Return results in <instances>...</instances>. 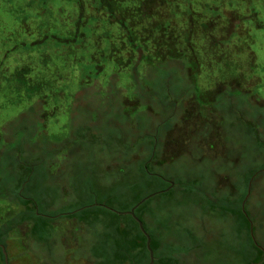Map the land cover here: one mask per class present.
I'll list each match as a JSON object with an SVG mask.
<instances>
[{
	"label": "rangeland",
	"instance_id": "374dc122",
	"mask_svg": "<svg viewBox=\"0 0 264 264\" xmlns=\"http://www.w3.org/2000/svg\"><path fill=\"white\" fill-rule=\"evenodd\" d=\"M55 1L51 8L42 5L45 10L41 15L43 18L35 20L30 32L28 30L24 33L14 30L19 26L17 19L23 16L15 12L20 7L22 10H28L26 14H34L28 9L27 2L13 0L11 4L0 5V39L6 41V38H9L7 44L16 38L29 42L39 37L35 34L36 27L41 30V35L46 32L49 24H52V30L59 36L69 37L68 31L73 29L72 21L75 20L76 12L71 7L65 8L60 4V0ZM199 5L200 3H196L193 6L192 14L198 22H215L217 27L214 34L218 39L220 36H229L226 34V28L228 21L235 19V13L246 11L243 5L235 4L234 7H229L224 4L220 8V14L211 19L210 13L204 12ZM51 13L56 16V20L46 19ZM242 19V15H238L232 27L237 28ZM86 20L89 21V15ZM41 21L44 24H41ZM85 25L87 28H83V34L79 37L81 44L78 46L81 47L78 51L68 52L62 44L53 51L49 49V45L33 46L28 50L20 47L0 59L3 71L0 74V226L14 218L22 209L21 206L13 204L9 197L14 195L10 186L16 181L17 165L32 169L30 178L22 189V195L33 198L39 205L40 213L53 219L52 228L48 232L52 235L50 244L33 240L27 232V223L13 227L6 235L5 245L0 244L4 256L0 259V264H93L89 259V244L96 241L97 231L101 230V226L96 224L94 228L89 229L75 221L66 222L59 214L73 212L83 204L87 208L83 212L76 211L77 218L89 216V208L92 205L106 202L107 190L119 195L117 201L107 208L124 213L128 210H121L130 206L138 194L151 195L158 192L155 190L168 185L167 190L177 182V176L187 179V186L192 189L198 190L202 187L203 191L199 193L204 199V206L212 207V210L211 213L203 214L195 208V213L189 219L183 216L181 221L175 223V231L179 230L180 223L182 227L188 228L189 232L179 233L180 237L173 234L169 238V246L174 256L180 258V264H242L240 250H250V238L259 246H264V171H261L260 177L258 175L255 180L253 177L249 182L245 180L248 176L247 167L257 162L258 152L254 148L252 130L244 132L245 121L257 120L254 116L256 113L264 115V53L260 55L263 60L254 66L251 62L255 60L251 54L255 44L250 38L241 37L244 46L240 53L227 47V37L219 39L223 51L236 55L235 59L238 58L241 63H232L225 69H202L211 71L218 79L239 70L246 79L228 84L246 92L214 88L211 76L208 77L207 74L204 79L202 72L199 79H202L200 85L204 94L199 101L194 99L193 93L190 96L185 94V100H174L180 92L184 94L189 91L192 84L188 86L180 80L186 76L185 70H182L181 75H178V71L177 78L172 77L174 67L171 65V59L167 55L161 57L152 70H147V78L142 79V76L137 75L142 85L140 87L146 91L154 85L156 91L157 84L161 83V92L164 94L167 91L173 102L178 105L174 106L168 101L163 103L153 95L149 101L146 98L139 99L141 104L136 112L133 108L137 107L139 100L126 101V107L121 101L125 91L122 86L128 79L127 74L111 77L107 70L105 75H101L99 73L102 69L96 71V68L85 66L94 65L92 59L99 51L96 44L89 43L92 42L89 40V26ZM7 32L12 34L8 36ZM253 35L254 41L256 39L262 44L261 51H264V34L258 31ZM111 39L113 38L106 37V42ZM2 51H5V47H0V52ZM100 64L103 66V63ZM16 72H19L18 77L25 80L29 87L38 88L33 96H28L25 86L12 76ZM85 72L89 73L86 80L81 76L87 75ZM111 86H115L113 94L117 99L114 101L108 91ZM79 90L86 98L89 97V102H100L101 120L92 119L95 114L92 108L90 110L93 111H89L88 115L84 112L78 113L83 106L86 107V102L72 98ZM150 94L153 93H148L147 96ZM254 103L260 105L256 106ZM115 109L122 112L117 115L118 119H114L115 125H108L109 113ZM150 109L154 111V124L164 121L162 126L159 125L158 131L156 127L154 131L151 130L152 137L150 134L147 136V128L152 121ZM123 110H128L129 115ZM172 113H175V116ZM79 115H83L80 120L77 119ZM126 120L130 130L131 123L136 122L134 131L127 130L128 125L123 126ZM83 121H87L88 127L91 125L96 134H124L121 136V146L116 145L117 139H114V145L108 148L103 144V136L98 140L99 145L97 141H87L88 139L86 143L85 140L78 141L76 137L79 132L83 133ZM253 123L257 128L264 127V119ZM22 126L26 127L27 132ZM85 136H89V132ZM66 139H70L73 145L71 153H66L67 150L63 148L54 155L48 154L49 150L59 149L62 141ZM74 145L76 149L73 148ZM131 146L134 147L128 148ZM155 152L156 159L149 169L159 178L141 171L143 162H150V156ZM262 154L264 161V150ZM255 165L258 170L264 168L262 162ZM221 174L228 177L223 179ZM93 175L95 177L91 178ZM55 176L58 177L59 183L54 179ZM147 179H153L154 186L141 187V183ZM96 182L101 184L98 192L92 188ZM216 183L233 194L238 191L240 193L230 197L226 191L217 192ZM134 184H139L140 191L131 188ZM238 194H245L242 204L247 199L245 209L249 214L245 216L250 223L248 232L241 222L243 228L240 235L239 225L230 213L232 207L239 206ZM78 195L86 196L84 202L77 204ZM51 197H54L56 204L47 209V201L51 200ZM160 199H163V196L153 199L152 202ZM223 211L226 212L222 213ZM46 232L44 231L45 238L48 237ZM243 240L245 243L240 245L239 241Z\"/></svg>",
	"mask_w": 264,
	"mask_h": 264
},
{
	"label": "trees",
	"instance_id": "16d2710c",
	"mask_svg": "<svg viewBox=\"0 0 264 264\" xmlns=\"http://www.w3.org/2000/svg\"><path fill=\"white\" fill-rule=\"evenodd\" d=\"M22 1L23 3L27 2V7H29L28 9L34 12V14H26V11L28 10H22L20 7L19 10L15 12L17 15L20 13L23 15L21 19H17L19 26L14 29L19 30L22 33L28 30L30 32L31 25L34 24V21L41 20V18H43L41 15H43L45 10L42 8V5H46L47 7L51 8V4L56 2L55 0ZM60 1V4H62L65 8L68 9L71 7V9L75 10L76 12L75 20L72 21L73 29L68 31L70 33L69 37H62L56 34L55 31L52 30V24H49L46 32L41 35V30H38L36 27L35 34L39 37L32 39L29 42L21 41L18 40L19 38H16L7 44L9 38H6V41L5 39H0V47H5V51L0 52V59L20 47L28 50L32 49L31 47L33 46L41 45H49V49L53 51L58 49L59 44H62L61 46H63L68 52H75L81 47V45L80 47L78 46V44H81L79 37L81 34H83V28H87L85 25L87 24L89 26V40H92V42L89 43L96 44L99 48V51H97V56H95L96 58L94 57L92 59L94 65L86 64L85 66L96 68V71L97 69L99 71L102 69V72L99 73L101 75H105L106 70L109 71L110 76L114 75V77L115 75L119 74L128 75L127 81H124V85L122 86L123 90H125L121 97L123 106L126 101L131 99L138 101L139 99L141 100L142 98H146V100L149 101L150 97L153 95L157 96V99L162 100L163 103H167L168 101V103L171 102V104H174V106L176 105V102H173L174 100H177L178 98L179 100H185L184 98L187 95L190 96L191 93L194 94V99L199 101L201 99V95L204 94L202 91L203 88L200 85L202 79H199L202 72H204V79L207 74H209L208 77L211 76V81L214 88H228L231 90L238 89L241 92H246L239 88H232V86L228 84L239 83L241 80L246 79L245 75L239 70L237 71L238 74L231 73L230 75H223L220 79H218L211 71L206 72L202 69V67H205L208 70H213L215 68L225 69L232 63L235 65H239L241 63L238 58L235 59L236 55L223 51V47L221 44L219 45V39L222 38L225 39L227 37V47L232 48V51L236 53H240L241 49L243 51L244 43L242 42L241 37L244 36L250 38L255 44L252 47L253 52L251 54V56H254L255 61H252L251 63L256 66L263 60V58L260 57V55L264 53V51H261L262 44H260L256 39L254 41L253 37L255 36L253 34H256L258 31H261V33L264 34V0ZM12 2L13 0H0V5H8ZM196 3H200L199 6L202 7L204 12L207 14L210 13L211 19H213L214 16L220 14V8L224 4L229 7H234L235 4L243 5V7L246 8V11L235 13V19L238 15H242L243 19L237 24V28L232 27L234 24L233 21L235 19H233V21H228L226 34L229 36H220L218 39L215 38L217 35L214 34L217 27L215 22H198L197 18L192 14V8ZM87 15H89L88 22L86 20ZM46 19L50 21L56 20L57 18L51 13ZM41 24L44 23L41 21ZM12 32H7L6 35L9 36L12 34ZM106 37H112L113 39L106 42ZM166 55L169 56L171 59V65L174 67L171 72V76L177 78V72L180 71L178 75H181L182 70H185L186 76L183 80H180L188 86L189 84H192V87L189 88V91L185 92L184 94H181L180 92L174 100L171 99L167 91L164 94L161 92V89H159L161 83L157 84L158 89L156 91H154V85H152V88L150 87L145 91L140 87L142 85L140 84V79L137 76L139 74L142 76V79L147 78V70H152L157 64L156 61L161 57H165ZM100 62L103 63V66H101ZM158 64L163 65L164 63ZM212 65H214V67H212ZM1 67L2 66L0 65V74L3 72ZM12 76H15L16 80L25 86L28 96H33L34 92L37 91L38 88L36 86L29 87L25 80L18 77L19 72L13 73ZM81 76L85 77L84 80H86L87 77L89 78V73H87V75ZM251 83H253V81H251ZM114 89L115 86H111L110 90L108 89L109 93L112 94L111 100L113 101L117 99L113 94L115 91ZM120 90L122 89L120 88ZM151 92L153 94L147 96L148 93ZM185 94L187 95L185 96ZM72 98L82 100L83 103L86 102V107L83 106L78 113L84 112L88 115L89 111L94 110L95 114L93 115L92 119L96 120L101 117L102 113H100L101 111L99 110L100 102L97 103L96 101V103H94L92 100L89 102V97L86 98L80 92V90L77 91L75 96L73 95ZM140 100L138 101L137 107L133 108V110L136 112L139 110L138 107L141 104ZM255 105L259 106L260 104L258 105L256 103ZM40 106L42 105L40 104ZM91 108L93 110H90ZM149 108L151 107H144V109ZM119 110L120 109H115L109 113L110 117H108L107 120L108 125L114 124V119H118L117 115H120L122 112V110L121 112ZM123 111H125L126 115H129L128 110ZM149 111L152 112L150 115L152 118L154 111L151 109ZM175 113H172V115L175 116ZM79 116L80 117L77 116V119L79 118L78 120L83 118V115ZM254 116L257 120H254L253 122H260L264 119L263 114L256 113ZM99 120H101V118ZM163 122L164 121H160V124H154L152 118V121L147 128V136L150 134L152 137L151 130L154 131V127H156L158 131L160 126L163 125ZM253 122L245 121L246 128L244 132H248L249 129L252 130V135L254 136L255 140L254 148L258 152L256 155L257 162L248 165L247 167L248 176L245 179L247 182H249L251 177H253L254 180L258 178V175L260 177L261 171H264V168H260L258 170L256 168L257 165H255L258 162H262L264 164V161H262V151L264 150V127L262 126V128H257ZM132 123L131 130L127 120L126 124L122 125H128V127L126 126V129L131 132L136 129V122L133 124ZM82 126L83 127L81 130H83V133L79 132L76 137L78 141L85 140L86 143V139H88L87 141L91 140L93 142H98V140H101L103 136L105 137L103 144L108 148H112L114 145L112 140L114 139H117L116 145L121 146V136L124 134H96V132L91 129V125L88 127L87 121H83ZM123 126L121 127L123 128ZM166 127L167 126H165V129ZM88 132L89 136H85L88 134ZM79 135L80 138H78ZM154 141L155 140L153 139V143ZM133 144L134 142L132 145ZM72 146L73 145L70 139H66L65 141H62L59 149L57 148L49 150L50 152H48V154L54 155L63 148L67 150L66 153H71L73 151L71 149ZM132 147L134 146L128 148L131 149ZM73 148L76 149L75 145ZM150 158V162H147V160L143 162L141 171L146 173V175L159 178L158 176L154 175V173H152V169V171L149 169L152 162L156 159V152L154 154L152 153ZM17 166L18 168L16 170L18 171V174L15 176L16 181H14L12 186H10L14 190V195L12 194L9 197L13 204L21 206L22 209L15 214L14 218L12 217L11 220H7L5 224L0 226V244L5 245L6 235L9 233V231L12 230L13 227L15 228L22 223L28 224L27 232L33 240L37 241L38 243H52V235L51 233H48L52 228V217H47L40 213L38 208L39 205L33 198L24 197L22 195V189L25 188L28 178H30V172L32 169L28 167L24 168V165ZM94 177L95 175L91 176V178ZM177 177L179 178L177 182H174L167 190L166 188L168 185L162 189L155 190L158 192L151 195L141 196L138 194L135 201L130 206L126 207L124 210H121H130L135 204L138 203V201L147 197L140 205L135 208L134 214L139 220L142 221L143 228L150 237V248L154 256L153 264H180V258L178 256H174L170 249L169 238L172 237L173 234L178 236L179 233L189 232V229L185 226L182 227L179 223V232L175 231L173 228L176 226L175 223L177 224L178 221H181L183 216L189 219V217L195 213V208H198L203 214L211 213L212 210V207L207 208V205L204 206V199L199 193L203 191L202 187H200L198 190L196 188L192 189L187 186V179L181 176ZM57 178L56 176L54 177V179ZM167 180L169 181L170 179ZM154 184L155 183L153 179H147L143 184L141 183V187H152ZM132 186L133 187L131 188L134 190H139V184H134ZM92 188L98 192L101 188L100 182H96ZM103 188L107 189L105 187ZM107 191L108 192H106L107 195L105 197L106 202L92 205L89 208V216H79L77 218L76 211L83 212L87 208L81 204L79 205V208L81 207L80 209L78 208L79 210L77 209L73 212L59 214L62 216L59 217L73 218L77 223L84 224L89 227V229L94 228L96 224L101 226V230L97 231L96 241L89 244V259L93 262V264H147L149 262V251L146 246V236L140 230L138 222L130 214L117 213L112 209L107 208L111 207L110 205H112L115 200L117 201V197L119 196L118 194H115V192L113 193L109 192V190ZM3 193H5V190H3ZM237 193L240 192L238 191ZM160 196H163V199L152 202L153 199ZM244 197L245 194H241V196L237 197L239 199V206L237 208L232 207L230 212L234 221H236L239 225V235L241 234L243 228L241 226L242 224L248 229V232L250 225L249 221L246 219V216L249 214L245 209L247 199L242 204ZM78 198L77 204H80L81 202H84L86 196L83 197V195H78ZM55 202L56 201L54 200V197H51V200L47 201V209L53 207L54 204H56ZM189 207L190 212H188ZM224 212L226 211H223L222 213ZM44 231H47V238H45L46 235L44 234ZM174 232H177L178 234ZM244 241L245 240H243V242L239 241V244L241 245L242 243H245ZM248 241H250V250H240L241 256H239L243 261L242 264H264V246H259L258 243L253 242L251 238ZM3 258L4 256L0 249V259L2 260Z\"/></svg>",
	"mask_w": 264,
	"mask_h": 264
},
{
	"label": "water",
	"instance_id": "95a60500",
	"mask_svg": "<svg viewBox=\"0 0 264 264\" xmlns=\"http://www.w3.org/2000/svg\"><path fill=\"white\" fill-rule=\"evenodd\" d=\"M147 197L141 199L137 204H135L130 210L124 212V213H128L130 214L137 222H138V226L140 228V230L143 232V234L146 236V246H147V249L149 251V262L147 264H153L154 262V256H153V252L150 248V237L149 235L145 232L144 228H143V224H142V221L139 220L135 214H134V210L135 208L140 205ZM4 251V250H3Z\"/></svg>",
	"mask_w": 264,
	"mask_h": 264
},
{
	"label": "flooded vegetation",
	"instance_id": "af4514ba",
	"mask_svg": "<svg viewBox=\"0 0 264 264\" xmlns=\"http://www.w3.org/2000/svg\"><path fill=\"white\" fill-rule=\"evenodd\" d=\"M63 126H65V124L63 125ZM23 128H24V130L27 132V129H26V127H24L23 126ZM222 176H223V179H226L228 176L226 175V174H221ZM58 181V183H59V180H58V178L56 179V182ZM218 181V180H217ZM222 186V185H221ZM231 186V185H230ZM216 189H217V192H219V191H226L227 193H228V195L230 196V197H232L234 194L236 195L237 193H234L233 194V192L232 191H230V190H227V188H224V187H220V185L218 184V183H216ZM65 221L66 222H72V221H75L76 222V220H74L73 218L71 219V218H65ZM77 223V222H76ZM60 229V228H59ZM61 230V229H60Z\"/></svg>",
	"mask_w": 264,
	"mask_h": 264
}]
</instances>
